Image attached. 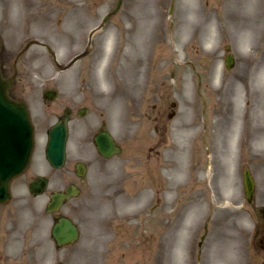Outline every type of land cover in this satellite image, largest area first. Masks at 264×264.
I'll return each instance as SVG.
<instances>
[{
  "label": "rangeland",
  "instance_id": "374dc122",
  "mask_svg": "<svg viewBox=\"0 0 264 264\" xmlns=\"http://www.w3.org/2000/svg\"><path fill=\"white\" fill-rule=\"evenodd\" d=\"M41 1L0 0L1 69L29 40H42ZM115 3L96 0L90 29ZM80 15L73 22L64 17L61 40L53 33L57 18L46 23L61 65L88 44L69 37L78 34ZM104 33L114 42L101 66ZM88 49L63 72L42 60L38 46L17 62L18 99L30 112L34 149L11 186L10 207L27 223H42L45 215L47 264H264V143L251 132L264 125V0H122L118 17ZM51 90L57 97L44 100ZM65 107L88 112L73 114L66 163L54 169L44 155L47 131ZM102 122L121 149L111 159H100L93 145ZM79 160L87 165L84 183L75 174ZM245 170L255 183L251 203ZM35 177L49 181L40 196L28 190ZM70 185L80 193L58 215L78 226L80 238L57 251L54 213L42 209L51 193Z\"/></svg>",
  "mask_w": 264,
  "mask_h": 264
},
{
  "label": "flooded vegetation",
  "instance_id": "af4514ba",
  "mask_svg": "<svg viewBox=\"0 0 264 264\" xmlns=\"http://www.w3.org/2000/svg\"><path fill=\"white\" fill-rule=\"evenodd\" d=\"M99 1H103V0H99ZM95 4H96V0H80V1L79 0H42L41 1L40 14L42 15V26H44V30L42 29V35H41L42 40L34 39V40H29L27 42V44L21 50V52H19L13 57L12 65H10L12 66L11 75L10 76L8 75L6 77L12 79V85L9 90V95L13 99L17 101H22L18 99V97L21 94L16 83V77L18 74L17 62L20 61L22 58L24 59L27 57L23 55L31 46H38L42 48L43 50L42 54H44V56H42L43 61H46V58L47 59L49 58L53 63H55L54 58L56 56L51 50V46L49 44L51 43V40L47 35V26H46V23L48 21H51L52 17L57 18L56 27L53 33L55 34L56 39L61 40L64 37V32L66 31L65 29H62L64 17H67L68 22H73L74 21L73 17H78L80 13L83 14L82 16L80 15L82 18L80 20L81 26L78 31V34L73 33L69 35V37H71L74 40L76 39L82 40L80 44L84 42L88 43L83 51H81L80 53H78L76 56L73 57V60L76 58L77 60H83L89 55L88 47L90 41L92 40V36L94 35V34L92 35V32L95 29V28L90 29V25H92L94 22L93 18H94ZM121 4H122V0H116L115 7L113 9H109L106 11L101 21L103 27L109 22H111L112 18H114L115 16L118 17V12H120ZM65 12H67V14H65ZM30 16L33 17V12L30 13ZM13 36L12 39L14 42L16 38ZM102 36H103V41L105 42L104 44V54H105V49H107L108 47L111 48L110 45L113 44L114 40L110 39V33L109 34L104 33ZM44 51L46 53H44ZM109 52L111 53V49L109 50ZM106 55L107 54H105L104 58H102L104 60L102 61L101 66L105 65V59L107 58V56L108 57L110 56L109 54L107 56ZM7 65L9 66V63H7ZM9 67H5L4 64L2 65V69H1L2 75L3 74L5 75ZM64 109H68L69 122L74 113L77 116H83L88 112V108L86 107H81L75 110H71L68 107H65ZM104 124L105 123L102 122L95 136L106 130ZM94 138H93V145L97 153V156L100 157V159L104 160V158H102L96 150V146L94 144ZM92 154H93L92 152L86 153L87 158L88 159L93 158ZM79 163H82L87 171L86 163L83 161ZM75 174L77 175V169H75ZM37 179L38 177L33 178L29 182V184ZM77 179L78 181L84 183L85 178L84 179L77 178ZM15 180L13 182H15ZM28 189H29V185H28ZM10 204H11V200L7 203L0 205V264H47L48 258H47V249H46L47 244H46L45 215L42 214V223L36 224L33 221L27 223L23 220V217L21 216V210L17 207H10ZM45 210H46V203L44 204L42 209L44 214H45ZM56 215L57 213H55L53 216L54 218L53 225L56 223V219H55ZM38 231H40L41 233L39 232L40 234H38L37 233ZM36 234L40 235V237H38L37 239H35ZM51 240L54 242L52 237ZM71 245L72 244L66 245L64 247H58L54 242V246L56 247L55 250L57 251L62 250L65 247H70ZM41 247H42V258L39 255ZM60 263L61 262H57L56 264H60Z\"/></svg>",
  "mask_w": 264,
  "mask_h": 264
},
{
  "label": "water",
  "instance_id": "95a60500",
  "mask_svg": "<svg viewBox=\"0 0 264 264\" xmlns=\"http://www.w3.org/2000/svg\"><path fill=\"white\" fill-rule=\"evenodd\" d=\"M232 58L227 57L226 66L230 68ZM10 81L0 75V204L9 199V183L20 175L29 164L33 148V128L26 106L10 99ZM47 96V95H46ZM52 99V95H48ZM67 140V118L63 117L48 132L45 150L46 159L54 168H61L65 161ZM95 143L99 153L106 158L119 153L107 132L97 136ZM83 175V173H80ZM246 199L250 202L254 194V183L248 171L243 174ZM46 187V180L38 179L32 184V192L40 194ZM74 187L64 193H54L47 212L57 211L71 195H76ZM58 245L73 242L78 237L76 227L67 219H60L52 230Z\"/></svg>",
  "mask_w": 264,
  "mask_h": 264
},
{
  "label": "bare ground",
  "instance_id": "6f19581e",
  "mask_svg": "<svg viewBox=\"0 0 264 264\" xmlns=\"http://www.w3.org/2000/svg\"><path fill=\"white\" fill-rule=\"evenodd\" d=\"M206 21V20H205ZM205 21H203V24L205 23ZM202 24V25H203ZM191 24H189V26H190ZM184 30V33H185V31H187L186 32V34H189V30H191L190 29V27H187V30L184 28L183 29ZM113 35H112V33H110V39H112L113 37H112ZM212 38V37H211ZM209 43H207L206 44V46H205V48L207 47V49H209V48H211V46H212V44H213V41H212V39L210 40V41H208ZM49 132V130L47 131V133ZM251 132L254 134V135H257L258 136V142H263L264 143V125L263 124H259L258 122L257 123H255V125H253L252 126V129H251ZM255 138V140L257 141V139H256V137H254ZM32 156V153H31V155H30V157ZM100 156L103 158V156L100 154ZM66 159H67V151H65V161H64V164H63V166L65 165V163H66ZM79 162H82V160H79ZM79 162H77L76 164H75V166H74V169H77V173H81V172H84V171H86V169L84 168V165L82 164V163H79ZM209 178H211V174L209 175Z\"/></svg>",
  "mask_w": 264,
  "mask_h": 264
}]
</instances>
